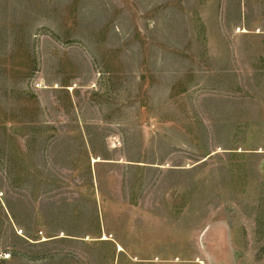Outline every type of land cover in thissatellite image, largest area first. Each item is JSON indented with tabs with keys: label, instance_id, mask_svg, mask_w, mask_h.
I'll use <instances>...</instances> for the list:
<instances>
[{
	"label": "rangeland",
	"instance_id": "rangeland-1",
	"mask_svg": "<svg viewBox=\"0 0 264 264\" xmlns=\"http://www.w3.org/2000/svg\"><path fill=\"white\" fill-rule=\"evenodd\" d=\"M264 264V0H0V264Z\"/></svg>",
	"mask_w": 264,
	"mask_h": 264
},
{
	"label": "crops",
	"instance_id": "crops-1",
	"mask_svg": "<svg viewBox=\"0 0 264 264\" xmlns=\"http://www.w3.org/2000/svg\"><path fill=\"white\" fill-rule=\"evenodd\" d=\"M232 264H234V263H232Z\"/></svg>",
	"mask_w": 264,
	"mask_h": 264
}]
</instances>
